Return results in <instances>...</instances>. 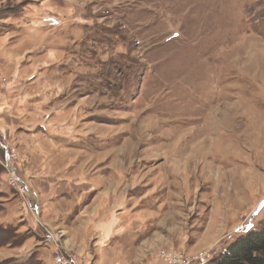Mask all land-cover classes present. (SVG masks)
<instances>
[{"label": "rangeland", "instance_id": "374dc122", "mask_svg": "<svg viewBox=\"0 0 264 264\" xmlns=\"http://www.w3.org/2000/svg\"><path fill=\"white\" fill-rule=\"evenodd\" d=\"M69 176L129 200L114 238L66 230ZM263 225L264 0H0V264L213 259Z\"/></svg>", "mask_w": 264, "mask_h": 264}, {"label": "crops", "instance_id": "0c3cea01", "mask_svg": "<svg viewBox=\"0 0 264 264\" xmlns=\"http://www.w3.org/2000/svg\"><path fill=\"white\" fill-rule=\"evenodd\" d=\"M59 157L60 156L55 157L57 159L54 160V164L58 162V164L56 165H59V161H60L59 159H61ZM57 167L58 169H60L59 166ZM17 176L19 177L21 182L27 186L29 192L32 193L33 198L35 199L37 207H35L36 211H34V213L36 215L38 223L41 225L44 231L47 232V234H45V238L47 239L51 236L52 238L55 239L56 234L51 228L52 227L51 223H53L52 220L55 219L53 217L55 213L51 211V209L49 210V208L47 207L42 208L39 199L40 196L38 195L35 186L33 184H31L32 185L31 186L30 183H28V181L24 179L22 174L19 173ZM54 177H55L54 181L57 180L59 181V178H57L56 176ZM86 178L87 177L85 176H80V178H78L77 180L79 181L87 180ZM68 179L72 184L71 188L74 185V190H69L68 195H66L64 198H61L53 202L55 203L54 207L51 206V208H54V210L57 211L59 214L60 213L62 214L61 216H59L60 220L62 219L65 222L66 221L69 222L66 230L69 231L73 229L76 223L80 224V226L82 225L83 228H87L88 226H90L91 223H94V227L99 232L101 239L108 240L113 236L115 237L116 234H118V229L120 228L119 223L121 219L118 213H116V209H118V207H122L123 204H126L127 207L130 203L129 200L127 199L124 201L122 199L121 203L120 202L118 203L116 199L115 200L116 202H114V200L112 199L113 195H110V197H108L109 205L105 207L106 205L105 204H104L105 206L103 205L104 197L101 196L97 200V196L99 194H96L91 197L90 199L91 203L86 204L85 199H87V197L90 198L89 194L92 191L97 190L94 187L100 186V183L94 182L88 184L87 183L80 184L78 183L79 181L76 182L77 180L74 179V176H69ZM93 188L95 190H93ZM54 199H56V196H54ZM60 200L62 201L59 202ZM59 203L62 204L61 206L63 207L62 210H60L61 208L58 207ZM58 252L59 251H56L55 253ZM63 252L68 254V252L66 251Z\"/></svg>", "mask_w": 264, "mask_h": 264}, {"label": "trees", "instance_id": "16d2710c", "mask_svg": "<svg viewBox=\"0 0 264 264\" xmlns=\"http://www.w3.org/2000/svg\"><path fill=\"white\" fill-rule=\"evenodd\" d=\"M207 264H264V225L240 233Z\"/></svg>", "mask_w": 264, "mask_h": 264}, {"label": "built area", "instance_id": "2783aa9c", "mask_svg": "<svg viewBox=\"0 0 264 264\" xmlns=\"http://www.w3.org/2000/svg\"><path fill=\"white\" fill-rule=\"evenodd\" d=\"M12 158L13 156L10 154L7 159L10 166H12ZM10 179L14 184H19V178L13 171H10ZM48 240L52 242L54 238L50 236ZM58 255L56 264H79L76 258L67 253H58ZM211 259L209 253H203L199 256H186L183 252L174 249L162 253L164 264H207Z\"/></svg>", "mask_w": 264, "mask_h": 264}]
</instances>
